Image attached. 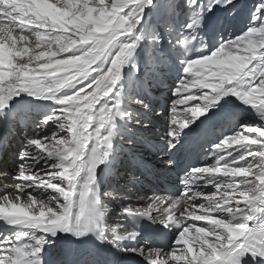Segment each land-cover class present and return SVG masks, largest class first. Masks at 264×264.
<instances>
[{"label":"snow or ice","instance_id":"obj_1","mask_svg":"<svg viewBox=\"0 0 264 264\" xmlns=\"http://www.w3.org/2000/svg\"><path fill=\"white\" fill-rule=\"evenodd\" d=\"M169 6L175 14L181 0H164L159 10ZM183 6L195 8L196 15L184 25L187 35L173 45L185 54L177 57L180 77L163 115L142 99L122 96L120 87L123 67L142 47L145 9H158L154 0H0V124L14 115L16 97L56 105L25 137L13 178L16 194L0 196V220L39 236H0V264H45V245L59 240L67 246L55 264H122L135 257L143 264L264 261V211L255 206L264 198V0H253L246 16L241 0H183ZM217 12L226 15L205 32L206 42L198 30ZM154 43L163 47L160 39ZM190 47L196 56L186 54ZM151 55L167 58L159 50ZM226 96L250 107L260 123L247 124L225 110L220 101ZM132 104L167 122L163 143L149 147L170 166L180 151L188 160L179 196L153 197L143 209L121 208L133 221L175 228L167 246H137L139 232L113 226L98 199L97 176L104 180L106 172L114 173L122 142L150 126L128 119ZM131 163L143 174H155L140 156ZM45 191L47 199L36 195ZM103 195L120 198L112 191Z\"/></svg>","mask_w":264,"mask_h":264},{"label":"bare ground","instance_id":"obj_2","mask_svg":"<svg viewBox=\"0 0 264 264\" xmlns=\"http://www.w3.org/2000/svg\"><path fill=\"white\" fill-rule=\"evenodd\" d=\"M52 2V0H49ZM172 15V12H168ZM162 29L163 26L161 25ZM155 32V30H154ZM148 47L146 45H142V47L137 48V55L134 56L129 63L123 67L122 69V79L120 81V87L122 89V96L126 92L128 96L133 98H140L144 93L135 92L134 89L138 86L142 87L144 92L150 95L152 91V87L154 88L157 85H160L155 95L148 97V104L150 108L154 112H163V105L165 99L171 98V89L175 86L173 83L168 82L167 76L172 74H180V66H176L174 68H168L163 70V73L160 71L159 75L156 79H151L148 82H143L142 75L138 72V67L142 66L144 61H140L139 57L137 62L136 58L140 54H144L146 56V52ZM188 56H196L195 53L191 49L186 53ZM67 56V54H62ZM142 56V55H141ZM155 71L157 69H154ZM196 69L194 68L193 71ZM95 75V73H93ZM166 77V78H164ZM166 81V82H165ZM138 86H137V85ZM166 87L165 90H162ZM161 90L160 92H158ZM90 91V90H89ZM167 95L166 98L161 97L160 95ZM61 97L63 93L59 94ZM137 95V96H136ZM162 95V96H163ZM156 97V98H155ZM155 98L156 103H152V99ZM28 102V105L26 103ZM146 103V101H144ZM220 104L225 106V110H230L236 113L237 108L242 106L239 101L235 99L233 96H226L221 101ZM11 106L15 108V113L6 123L0 124V147L4 144L1 159H0V196L7 193L10 196L16 194L15 184L16 181L13 179L17 174L18 167L21 163L19 160V152L21 153L24 150V140L26 136H32L34 132L38 129L36 127L35 119L39 117H44L49 114L52 109L56 107L51 101L41 100V99H33L29 95H22L20 97H16L12 102ZM122 110L125 109V105L122 100L121 104ZM252 110V109H251ZM126 111L130 114L128 119H132L133 116L136 119L143 121L144 123H149V128L145 130H138L135 135L128 137L131 142H122V148L124 151L118 154V159L116 162L117 170H115V174L108 175L109 172L105 173V179L101 180L99 176H97L96 187L98 199L100 201L101 207H106L109 211L107 213V217L109 218L111 224L113 226L121 225L125 226L124 217L121 215V208L125 206H131L134 209H143L146 207L147 203L150 202V199L156 196H168L165 193H161L157 189L158 179L161 181L163 179L167 180V183H164L166 187H168L173 193L179 194L178 191V179L179 176L182 175V171L177 169L184 168L185 164L188 163V160L185 157L183 151H180L176 154L175 163L173 165H169L167 163V157L163 153H159L155 151L153 148L149 147V143L156 145L161 144L163 141L161 137L166 131V121L163 120L162 117L157 118L153 116L151 113L142 111L136 105L132 104L127 106ZM216 111H221L218 107ZM238 116V115H237ZM251 119H258L256 116H251ZM251 124V121L248 122ZM115 141L113 142V148L115 149ZM1 150V149H0ZM134 151V152H132ZM128 159V166L123 165L124 162L123 155ZM140 156L145 162L154 170V175H146L143 174L139 169L132 167V157ZM122 158V162L121 159ZM111 155L109 157L110 162ZM205 166L212 163V161L203 162ZM101 166V165H100ZM99 166V168H101ZM37 168L40 166L37 165ZM177 167V168H176ZM99 168L97 172L99 173ZM130 175L136 177V180H131ZM238 179V178H237ZM115 180V181H114ZM106 181L110 185L109 191H114L116 195L120 198L118 199H110L100 194V188L102 182ZM13 189V190H12ZM51 191V190H49ZM207 192L208 189H205ZM40 199H47L50 195L49 192L45 191L42 193H37ZM22 202V201H21ZM198 203V202H197ZM255 206L264 211V198H260L256 201ZM120 213V215L118 214ZM155 215V213H153ZM189 223H193L195 226H199L203 224V221H188ZM257 221H251L249 227L256 224ZM159 226V224H156ZM168 234V238L170 239L168 244L175 238V233L172 228L166 230ZM194 234V229L190 230L188 233V239L190 240ZM1 236V229H0ZM38 232H30L27 229L17 228V232L13 237H38ZM137 246L139 247H160L156 245L152 241L142 240L140 237L137 238L136 241ZM56 244L52 241L50 244L45 245V249L47 250V254L54 255ZM178 247H183L180 245Z\"/></svg>","mask_w":264,"mask_h":264},{"label":"rangeland","instance_id":"obj_3","mask_svg":"<svg viewBox=\"0 0 264 264\" xmlns=\"http://www.w3.org/2000/svg\"><path fill=\"white\" fill-rule=\"evenodd\" d=\"M106 2H110V0H106ZM154 3H156L159 7L158 9H160L162 7V4L164 3V0H154ZM252 3H253V0H241V4H242V8H241V13L246 16L247 15V10L249 8H251L252 6ZM168 8H171V6H169ZM145 13H146V22H147V29L144 30L142 29L141 30V36H142V45H146L148 47V50L146 52V56L144 57V54H140L137 58H136V61L135 63L137 62L138 58L140 57L142 59V61H146L147 62V65L146 67L144 68V71H143V75L145 77L148 76V74H150L152 71H155L154 69H159L157 67H159L158 63L154 60V56L151 55V53H153L155 50V45L152 44L153 41V34H150V31L153 29L155 30V28L151 25L150 26V23L152 22V17L153 15L155 14V10H152V11H149L148 9H145ZM238 21V25L240 23V18L238 17L236 20L234 19V22ZM232 22V24H234V26L236 25V23ZM233 26V27H234ZM238 27V26H237ZM142 55V56H141ZM166 82V81H165ZM137 85V84H136ZM138 86V85H137ZM143 88L138 86L137 88L134 89L135 92H141V93H144L142 92ZM156 89L154 88V86L152 87V91L150 92V95H155L156 93ZM163 93L160 95L161 97L163 98H166L167 95H163ZM137 96V95H136ZM156 98V97H155ZM139 99H142L143 101H146V95L144 93V95H142ZM164 105H163V115H167V112H168V105L171 103V98L170 100L169 99H165L164 101ZM238 111H236L235 115L238 119L242 120L243 122L247 123L249 121H251V124H259L260 121L259 119H251V116H256V114L253 113V110H251L250 107H244L243 105L240 106L238 109ZM238 115V116H237ZM44 117H39L38 119H35V124H36V127H39V124H40V121L43 119ZM61 135H64V134H61ZM125 142H129V140H124V143ZM5 144V143H4ZM4 144L1 145L0 147V159H1V153H2V149H3V146ZM20 154V152L18 153ZM121 162V161H120ZM118 167H116L115 170H117ZM115 174V172H114ZM115 181V180H114ZM13 190V189H12ZM108 190V187L107 186H104L101 190V194L103 195L104 192H106Z\"/></svg>","mask_w":264,"mask_h":264}]
</instances>
